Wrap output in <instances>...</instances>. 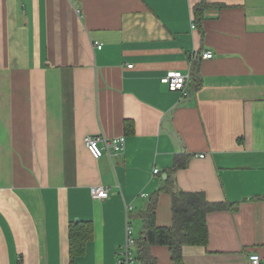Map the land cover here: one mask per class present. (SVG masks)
Here are the masks:
<instances>
[{"label":"crops","instance_id":"0c3cea01","mask_svg":"<svg viewBox=\"0 0 264 264\" xmlns=\"http://www.w3.org/2000/svg\"><path fill=\"white\" fill-rule=\"evenodd\" d=\"M192 63L189 96L161 82ZM88 135L126 151L97 160ZM177 158V189L228 207L184 263L264 264V0H0V264H117L127 206L136 240L153 197L172 226ZM73 223L89 228L74 258Z\"/></svg>","mask_w":264,"mask_h":264},{"label":"trees","instance_id":"16d2710c","mask_svg":"<svg viewBox=\"0 0 264 264\" xmlns=\"http://www.w3.org/2000/svg\"><path fill=\"white\" fill-rule=\"evenodd\" d=\"M208 4L203 1L195 11L198 22L200 10ZM194 62V61H192ZM199 67L192 63L191 78L198 79ZM184 164L176 159L173 168L168 173L165 190L172 194L173 223L171 227H159L157 224L158 197L150 200L147 211L143 215V231L137 239V259L142 264H156L151 254L154 246H167L171 249L172 260L175 264H185L183 248L185 246H206L209 241L207 216L215 211L228 210L224 203H212L203 193L184 192L176 188L174 174ZM88 226L73 223L70 227L71 256L80 255L88 239Z\"/></svg>","mask_w":264,"mask_h":264},{"label":"built area","instance_id":"2783aa9c","mask_svg":"<svg viewBox=\"0 0 264 264\" xmlns=\"http://www.w3.org/2000/svg\"><path fill=\"white\" fill-rule=\"evenodd\" d=\"M101 48V46H98ZM202 59H212L214 57L211 52L201 54ZM132 68V66H129ZM161 82L168 86L171 92H180L184 97L189 96L188 86L191 82V73L183 74L181 72L172 71L161 79ZM84 143L88 151L95 159H101L103 156L110 158L113 163L114 159L121 156L126 151V137L119 136L116 138H107L105 135L91 136L88 135L84 139ZM155 174L159 173L158 169L154 170ZM110 189L105 186H96L92 190V196L95 200H106L110 197ZM145 197V194H142ZM132 206L126 207L127 224L125 242L117 253V264H136V244L134 237V228L130 219ZM251 264H261V257L257 254L250 256Z\"/></svg>","mask_w":264,"mask_h":264},{"label":"water","instance_id":"95a60500","mask_svg":"<svg viewBox=\"0 0 264 264\" xmlns=\"http://www.w3.org/2000/svg\"><path fill=\"white\" fill-rule=\"evenodd\" d=\"M164 178H166V177H164Z\"/></svg>","mask_w":264,"mask_h":264}]
</instances>
